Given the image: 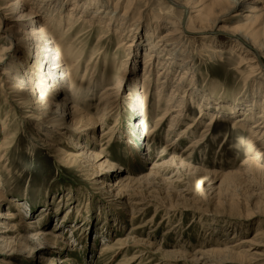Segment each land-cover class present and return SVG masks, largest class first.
Masks as SVG:
<instances>
[{
    "label": "rangeland",
    "instance_id": "1",
    "mask_svg": "<svg viewBox=\"0 0 264 264\" xmlns=\"http://www.w3.org/2000/svg\"><path fill=\"white\" fill-rule=\"evenodd\" d=\"M7 1L0 0V130L3 122L8 118L12 134H14V138L12 137L14 148L8 157L6 170L3 172L0 170V179H3L5 185L4 193L8 196L0 203L3 208L0 212L12 211L10 210L11 203L12 201L16 202L17 205L23 206L15 211L18 214L20 212L24 216L23 221L28 224L38 222L41 212L49 209L46 213V216L49 214V217H42V225L38 230H44L54 236H62L63 244L64 242L68 243L55 248L38 246V244L32 246L33 250L18 252V245L24 248L26 244L18 243V237L22 234L11 232L6 239L15 243L4 245L7 248L3 252L5 255L0 254V261L5 260L7 264H62V261L67 258L70 261L69 264H118L122 256L112 261V254H101L103 245H112L117 240L134 237V241L127 246L130 252L125 253V260L133 259V256L138 254L143 257L140 264H264V257L253 254L254 251L264 252V248L250 247L246 243H241L251 239L257 229L264 228V173H256L255 170L248 171L246 167L242 166L247 160L245 153L243 154L245 145L239 142L241 137L234 133L230 126L231 121H218L212 127L211 135L209 134L205 142H200L201 146L196 148L197 150L189 157L187 153L184 154V150L190 142L199 139L201 131L210 122V118H206V122L198 127L192 139L180 141L173 150L168 152L167 156V152H163V150L167 142L166 136L170 124H165L154 137L150 135L149 138L148 136L154 128L160 110L156 112L151 109L152 102L156 99V93H153L149 97L150 104L147 105L148 116H144V96L141 92L144 52L148 49L146 48L148 43L159 39L167 31H173L170 24L165 25L163 22L166 18H172L169 19L172 23L177 22L181 17L184 18L182 8L176 7L175 11L170 14L167 9L168 4L164 0V3L161 0H134L133 2L129 1L130 7L127 5L132 14L129 19H126L127 21L124 20L123 24L121 23L123 20L120 21V18L118 23L116 22L117 24L114 23L116 18L111 22L112 13L110 16L102 14L99 24L95 20L89 24L84 22L82 27V24L75 27L77 17L84 9L81 6L83 0L48 2L52 3L51 8L58 2L62 4L60 12H55L53 17L58 18L57 20L62 19L64 24L62 29L57 30L59 33L57 31L54 33V39L63 34L65 26L69 22L68 15L73 14L71 25L75 28H73L74 34L71 35L70 42L80 37L78 48L80 51H85H83V60L85 61L77 81L79 85L82 82L85 64L94 55L93 50L96 47L105 50L109 59L117 61L119 65L118 71L114 72L115 85L118 83L120 85L114 100H112L116 101V104L111 107L106 106L105 116L102 109L104 104L99 102V96L110 83H105L95 94L89 93V97L85 101L78 102L80 108L83 111L88 110V114L93 118L98 119L103 115L107 120V125L96 127L95 134L91 132L93 131L92 126L85 128L81 125L73 130L75 138H80L81 147L89 146L88 148L92 151L101 154V162L106 161L115 167L100 170V176H98L93 174V171H85L63 164L58 161L44 142L40 140L34 142L32 139L34 135L31 133L35 135L41 133L36 130V121L24 117L30 114L31 110L40 108L39 98L49 83L45 82L46 77L39 80L38 76L43 72L48 77L46 69L51 65L46 62L47 59L40 58L41 69H39L40 67H36L35 70L27 69V66L32 65L35 59L32 58L35 55L33 41H28V39L30 28H34L35 32H38L40 26L36 23L39 20L44 21L48 17L46 13L42 12L45 10V8L41 9L42 0H36L35 3L29 0L27 7L14 12V14L9 10V5H5L8 4ZM43 1V5H45L48 0ZM112 1V5L117 3V0ZM126 1H120V5L126 6ZM175 1L185 5L186 3H196L197 0H192L193 2L191 0ZM261 1L264 4V0ZM223 2L222 8L226 14L222 11L221 17L219 16L220 21L213 27H209L208 32L200 36L184 33L186 37L182 40L185 46L183 59L192 61V63L196 62L197 65L203 64L198 75L201 77L202 83L211 84V87L209 86L211 91L226 93L229 96L233 92L239 95L242 93L243 85L247 79L256 77L255 80L260 83L264 78L257 72L259 67H257L255 58L250 53L242 52L243 49L238 46L235 39L228 38L219 32L222 29L235 26L243 13L240 9L230 12L232 4L230 5L228 0H223ZM30 7L33 8L36 15L31 19H24ZM247 7H251V5ZM109 11H111L110 8ZM94 12L95 9L90 8L84 21L92 18ZM122 12L121 10L119 15H122ZM31 21L35 22L33 27L30 26ZM137 21L140 25L136 31L134 25ZM191 24L190 28L196 27V24ZM89 25H91L90 31ZM9 26L19 29L20 33L17 36L22 39V42L18 43L13 40L11 46V43L6 41L7 34L4 32ZM153 30L155 31L153 32ZM133 31L136 32L133 33ZM124 36L129 37L125 43L134 39L135 46L130 52H126V48H118L119 42ZM47 39L45 38V40ZM54 39L48 40L51 42ZM140 43L143 47L141 46L142 49L137 53ZM144 46L146 47L144 48ZM42 54L47 55L48 52ZM26 56H29L30 59L27 57V61L25 60L27 66L22 67L21 59ZM134 60L137 62L135 70ZM176 62L180 64V60L177 59ZM35 66L33 65V67ZM259 66L264 69V60L263 63L259 61ZM124 67L127 69L125 76H123ZM50 68L56 70L57 65ZM64 68L66 69V66ZM102 69L103 63L101 62ZM177 70L179 72L172 77L165 92L167 96L165 99H168L171 90L178 83V77L181 76L182 70ZM64 75L66 76V72H63ZM155 76L156 72L152 78L154 79ZM13 77L16 79L15 81L12 80ZM86 84L87 82L83 83V85ZM33 91L35 92L34 98L30 102ZM64 96L65 94L58 93L54 98L47 96L45 98L51 100L53 106H56L50 108L55 111ZM229 96H227V100H230L231 96ZM70 102L71 100L67 103ZM164 102L168 103L166 100ZM28 105H30L29 108H27ZM188 107L190 110L185 114L189 120L177 131V134L170 136L168 143L176 142L175 138L180 131L199 118L198 107L194 104H189ZM134 108L137 109L134 110ZM44 129L51 130V133H57L50 127ZM59 136L60 142L56 143L58 148L67 153H74L68 136L60 134ZM90 137L94 139H90ZM40 138L44 139L43 141H50L43 134L40 135ZM1 140L2 135L0 134ZM225 140L227 142H224ZM172 153L183 160L185 165L191 166L192 171L167 163ZM253 156H256L255 153ZM194 168L212 173L214 171L223 174L238 172L240 176L237 175L228 180L212 178L210 175L206 178L197 174ZM129 177L141 181L138 184H130L131 188L125 190V194L137 195L135 197L137 200L153 201L152 209H148L134 221L130 217L132 216V206L129 202L125 206L122 205L123 201L115 197L117 191H114L117 184ZM96 181L98 182L95 183ZM114 184L116 185L114 186ZM135 199L133 198L130 202L132 203ZM57 206H59V211L54 214ZM89 206L91 209L88 211ZM153 215L154 219L150 224L152 227L150 229V226L145 224ZM78 219H80L79 224ZM137 227L140 229L134 230ZM1 230L3 229H0V232ZM227 247L235 254L230 256L226 253L209 252L211 249ZM250 249H253V252H248ZM240 252L246 258H236L238 256L236 254ZM0 253L2 252L0 251ZM138 262L139 260L132 264H139ZM0 264L3 263L0 262Z\"/></svg>",
    "mask_w": 264,
    "mask_h": 264
},
{
    "label": "bare ground",
    "instance_id": "2",
    "mask_svg": "<svg viewBox=\"0 0 264 264\" xmlns=\"http://www.w3.org/2000/svg\"><path fill=\"white\" fill-rule=\"evenodd\" d=\"M30 1H34L35 3L36 0H30ZM49 1H53V0H48L46 1V4L43 5L44 1L42 0L41 1L43 2L42 7L40 6L41 9L45 8V10L42 12L46 13V16L48 18H46L44 21L41 20H39L38 22L36 21L37 22L36 24L40 26L38 32H35L34 28H30V32H29L30 35L28 41L29 40L33 41V45H34L33 48H35V55L32 56V58H35L34 62L32 61L33 64L32 65L29 64L27 66L25 62L27 61V57L29 58V56H26L21 59V64H22L21 66L22 67L27 66L28 67L27 69L33 68L35 70L36 67H40L39 69H41L42 62L39 59L43 58V59H47L46 62H48V64H50L51 66L56 67L57 65V69L56 70L55 68L51 69L50 68L51 66H49L46 69L47 70L46 72H48L49 74L48 77L45 74H43V72L40 73L38 79L43 80L44 77H46V79L44 80L45 82L49 83L48 87L46 86L49 92L47 89L42 91L43 93L39 98L41 103L40 108L37 109L32 108L33 110L29 112L30 114H27L24 118L25 119L30 118L37 122L35 123V125L37 126L36 130L41 134L45 135L46 138L50 139V141H43L44 139L42 140L40 138L41 134L38 133L37 135L31 133L34 135L32 139L34 140V142H39V140L41 142H44L47 145L46 147L50 148V150L58 159V161L62 162L65 165H68L69 167L74 166L75 168H80L85 171L86 170L93 171V174H97L98 176H100L99 174L102 170H104V168L108 167L109 169H111L115 167H113L106 161L101 162L102 160L101 154L92 151L90 148H88L89 146L81 147L82 145L79 142L80 138H75L73 130H75V128L76 129L79 128L81 125H83V127L85 128H87L88 126L89 127L92 126L93 131L91 132L92 134H95L94 131L96 127L98 128L107 125L106 124L107 120H105L104 117L107 110L106 106L111 107L116 104V101H112V100H114L120 86L119 83L115 85L116 77L114 76V72L118 71L119 65L117 64V61L114 62L113 59H111L112 61L109 59V56L105 50L103 49L101 50L100 48L96 47L98 49L95 48V50H93L94 55L85 64L86 66H85V71L83 73L82 82L79 85L77 81L80 78L79 74L83 67V63L85 61L83 60L85 51L84 50H83L84 52L82 50L80 51L79 50L80 48H78V45L80 44V37L75 38V40L73 39L74 41L72 42H70V38L71 35L74 34L73 28H75L79 24H82L81 25L82 27L84 25V22L89 24L95 20H96L95 22L99 24L100 23L99 21L102 18L101 16L102 14L103 15L108 14V16H110L113 13V15H111L110 17V21L112 22L113 19L116 18L114 21V23H116L120 18V21L123 20L121 22L123 24L124 20L129 19V17L132 14L131 10L127 8V5L128 7H130L131 3H129V1L133 2L134 0H127L126 1L127 4L124 7L122 4L120 5V1L122 0H117V3H115L114 5H112L113 3L112 0H83L84 2L83 5L81 4V6L84 9L78 15L77 22L74 25L75 27L71 25L73 14L70 13L68 15L69 22L65 26L66 27L65 31L63 32V34L60 35V37L56 39H54V35H55L54 33H56L57 30L62 29L64 23L62 19L57 20L58 18L55 19L53 16L55 15V12H60V10L62 9V4L58 2L56 3L58 4L56 8H55L56 4L54 5V7L51 8L52 3L49 4L48 3ZM161 1L163 2V0ZM164 1L166 2V4H168L167 9L170 14H172V12L175 11L176 7L182 8V10L184 11L183 16H185L184 17L185 19L181 17L180 20L172 23L169 20L172 18H166L163 24L165 25L170 24V28L172 27L173 31H167L159 39H156L155 41L152 42H150L151 41L150 40L149 41L150 43H148V47L144 46V48L145 47L148 48L144 52V69L142 72L143 83L141 86L142 88L141 92L142 95L144 96L143 97V104H144L143 107L145 111L144 116L145 117L148 116L147 110L149 109H147L148 108L147 105L150 104L149 97L153 93L154 94L156 93L155 95L156 99L153 98L154 101L152 102L151 109L152 111L154 110L156 112H159L160 110V115L157 117L154 128L148 135L149 138L150 135L154 137L156 134H158L161 131V129L164 127L165 124L169 123L170 126L168 128L167 136H166L167 142L163 150V152H167L166 153L167 156L169 155L168 152L173 150L176 144H178L180 141L192 139V136L197 132L198 127H200L202 123L206 122L205 121L206 118H210L209 119L210 122H208V124L204 126L203 130L201 131L199 139L197 141L190 142V144L184 150V154L187 153L189 157L192 155L193 152L197 150L196 148L201 146L200 142L206 141V139L209 137L212 127L216 125L218 121H224V122L231 121L230 126L234 130V133L241 137L239 142L245 145V152H243V154L245 153L247 160L242 166L246 167L248 171L255 170L256 173H264V93H263L264 80H261V82L259 81L260 83H258L257 80H255L256 77H254L255 79L249 78L246 80V83H244L243 85L242 93L236 95L233 92L230 94L231 96L230 97L226 93L222 94L221 92L219 93L216 92L215 90L211 91L209 89V86L211 87V84L209 85V83L204 84L201 82L200 79L201 77L198 75V73L200 72L201 70L200 67L203 66V64L197 65L196 62L192 63V61L189 60L185 61L183 59V56H185L184 54L185 51H183V49H185V46L182 40L185 39L186 37L184 36V33L189 35L200 36L208 32L209 27H213L218 21H220L219 20L220 19L219 16L221 17L220 13L222 11L224 12V8H222L224 3L223 0H197V1L194 0L196 3L193 4L186 3L185 5H181L180 3H177L175 0H164ZM28 2L29 0H8L6 2L8 4L5 5H9L8 6L9 10L12 11V13L14 14V12L16 13L27 7ZM228 2H230V5L232 4V6H230L231 7L229 10L230 12H236L240 9L243 11V13L242 15H240V20L235 26L222 29L219 32L223 33L228 38L235 39L236 42L238 43V46H241L240 48L243 49L242 52L248 54L250 53L251 56L255 58L254 60H256L258 65L257 67H259L257 72L259 73V75H261L262 78H264V75H262L264 74V69H262L259 66V61L263 63L264 60V4L261 0H255V1L228 0ZM248 5H251V7H247ZM90 8L95 9L94 15L88 21H84L86 18V13L88 10H90ZM109 8L111 9V11H109ZM28 10L29 11L24 16V19L25 18L31 19L36 15V12L33 10V8L30 7ZM121 10L123 11L122 12L123 14L119 15ZM60 16H62V13H60ZM191 23L196 24V27L193 29L190 28V25H192ZM34 24L35 22L33 21L30 22V26L33 27ZM91 25H89V31L91 29ZM139 25L140 23L139 21H137V23H135L134 25L135 26L134 29L136 31ZM68 28H70V30H68ZM108 28L110 27L108 26ZM136 31H133V33H135ZM154 31L155 30H153V32ZM4 33L7 34L6 41L11 43V46L13 45V40L18 43L22 42V39H20L19 36H17V34L20 33L19 29L9 26L6 28ZM11 35L13 36L11 37ZM124 37L119 42L120 46L118 48L123 47L126 48L127 50L126 52H130L131 49L135 46L134 39L132 41L125 43V41L129 40V37H125V38ZM45 38L48 39L52 38L54 39V41L49 42V40L48 39L45 40ZM141 46L143 47V45L140 43L138 45L137 53H139V50L142 49ZM43 52H48V54L44 55L42 54ZM100 53L101 55L99 56ZM127 55L130 56V54ZM206 57L208 58V55ZM177 59L180 60V64L176 62ZM101 62L103 63L102 70H101ZM33 65L36 66L33 67ZM125 65L127 67V64ZM136 65L137 62L134 60V64H133L134 70L136 68ZM65 66L66 69L64 68ZM126 67H124L123 76L127 74ZM177 69L182 70L181 76L178 77V83L171 90L168 99H165L167 97L165 95V92L169 87V84L171 83L172 77L177 72H179V70ZM63 72L64 73L66 72V76L65 75L63 76ZM154 72H156V76L153 79L152 77L154 76ZM12 80L15 81L16 79H14L13 77ZM85 82H87V84L83 85V83ZM105 83H110V84H108L107 87H105V89L101 91L99 96L100 97L99 102L100 103L102 102V104H104L102 108L104 111L103 113L104 116L102 115L100 118L96 119L88 114L87 112L88 110L83 111V109L80 108L81 107L80 103L78 102L85 101V99L89 97L88 95L89 93L95 94V92L101 89ZM214 87L216 88V86ZM34 93L35 92L33 91L30 102L34 98ZM58 93L65 94V96L63 97V99L60 100L61 103H59V105L57 106L58 109L53 111V109L50 108H55L56 106H53L54 104L51 102V100L46 99L45 97L47 96L50 98H54L55 94L57 95ZM227 96L230 97V100H227L228 99ZM259 96L261 97L259 98ZM69 100H71V102L68 104L67 102H69ZM135 100L137 101V98H135ZM165 100L168 101V103H165L164 102ZM189 104L191 105L194 104L198 107L199 118L196 120V122L194 121L188 124L184 130L180 131V133L175 138L177 139L176 142L173 143L169 142L170 143L169 144L168 139L170 138V136L177 134V131L184 126L187 120H189V117L185 114V112L187 113V111L190 110L188 107ZM70 105L71 107H69ZM29 107L30 105H28L27 108ZM135 109L137 108H134V110ZM67 112L68 114H66ZM47 127L52 128L58 134L53 132L51 133V130L44 129ZM0 134L2 135V140L0 141V170H2L3 172L7 168L8 157L10 156V153L13 152V148H14L13 147L14 142H12L14 141L12 140L14 138L13 137L14 134H12V127L10 124V120L8 121V118L3 122L2 128L0 130ZM59 134L61 136L63 135L68 136V141L70 142L71 147L74 150L73 151L74 153H67L64 150L58 148L56 143L60 142ZM245 136L246 138H244ZM90 139H94V138L90 137ZM226 140L224 142H227ZM246 142H248V144H246ZM261 147H263L262 150ZM149 149H151V147H149ZM174 153H172V156L167 163H171L180 168L181 167L187 168V171L188 169L189 171H192L193 168L189 165H185L183 160H180V158L175 156ZM254 153L256 156H253ZM194 170L197 174H201L202 177L207 178L210 175L212 178L214 177L219 179L224 178L223 180L235 178L237 175H239L238 172H234V173L229 172L223 174L222 172L218 173L217 171H214L212 173V172H208L207 170H203L199 168L198 169L194 168ZM140 181L141 180H134V178L132 179L129 177L117 185L114 184V186L116 185L114 191H117L115 193V197L117 199L120 198L123 201L122 205L125 206V204L129 202L130 206H132V211H131L132 216H130L132 221L136 220L137 218H139V216L143 215L145 211H147L148 209L150 210L153 207V201H148L147 199H145V201L137 200L135 199L137 195L125 194V190L131 188L130 184L132 183L138 184ZM97 182L98 181H96L95 183ZM4 186L5 185L3 179H0V203L8 197L7 194L4 193L5 192ZM133 198L135 200H133L131 203L130 201ZM11 204L12 205L10 206V210L12 211L8 210L6 212H0V229H3L0 232L1 234L0 251L2 252L0 254L2 255L4 254L3 252L7 248L6 246H4L5 244L13 245L15 243L13 241L9 242V239H6L8 234L11 232L18 233V235L22 234L20 235V237H18V243L20 242L26 244L24 248L18 245L19 247L18 252H24V250L25 251L33 250L32 246L38 244H39L38 246L44 245L45 247H49V248H55L60 245L63 246L67 245L68 242H64L63 244L64 238L62 236L61 237L54 236L51 235L50 233L45 232L44 230H38L42 225L41 224V221H43L42 217L45 218L49 217V214L48 216H46L47 215L46 213L48 212L49 209L45 208L46 210L41 212V215L39 216L40 219L38 220V222L36 223L32 222L26 224L22 219L24 218V216L20 212L18 214L17 211H15L20 207L22 208L23 205H19V204L17 205L16 202L13 201ZM90 207L91 206L88 207L87 209L88 211L89 209H91ZM56 208L57 209L54 212V214L59 211L58 209L59 206H57ZM1 209L3 208L0 204V210ZM80 216L82 217V215ZM153 217L154 215L146 222L145 225L148 224L147 226L149 227L150 224L153 223V219H154ZM79 220L80 219L77 220L78 224H79ZM149 228L151 229L152 227L150 226ZM138 229H140V227H137L134 230H138ZM134 239H135L134 237L126 238V239L123 238V240H117L112 245L111 244L103 245L101 249V254L104 253L112 254L111 256L112 261L122 256V259L118 264H132L137 260H139L138 263L140 264L143 261L142 259L143 257L138 254L135 255V257L133 256V259L125 260V253L130 252L127 246L128 244L132 243ZM241 243L244 244L246 243L250 245V247L258 246L260 248H264V228L261 227L257 229L256 233L253 235L251 239L247 241L244 240ZM249 251L253 252V249L248 250V252ZM209 252L222 253V254L226 253V255H230V256L235 254L233 250H231L229 247L224 249H220V248L211 249ZM253 254L258 257H264V252L254 251ZM236 255H238L236 258H246L245 256L243 257L244 254L242 255L241 252ZM0 262L3 264H7L5 263V260ZM69 262L70 261L66 258V260L62 261V264H69Z\"/></svg>",
    "mask_w": 264,
    "mask_h": 264
}]
</instances>
